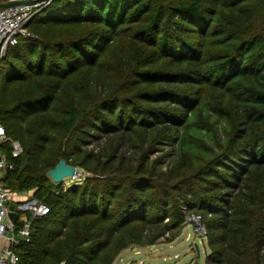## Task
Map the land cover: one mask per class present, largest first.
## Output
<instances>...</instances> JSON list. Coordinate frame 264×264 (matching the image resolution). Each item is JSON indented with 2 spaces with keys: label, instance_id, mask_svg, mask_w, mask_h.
Instances as JSON below:
<instances>
[{
  "label": "trees",
  "instance_id": "1",
  "mask_svg": "<svg viewBox=\"0 0 264 264\" xmlns=\"http://www.w3.org/2000/svg\"><path fill=\"white\" fill-rule=\"evenodd\" d=\"M28 30L0 62L4 182L50 213L20 264H114L189 215L207 264H264V0H53ZM62 159L90 176L54 184Z\"/></svg>",
  "mask_w": 264,
  "mask_h": 264
},
{
  "label": "built area",
  "instance_id": "2",
  "mask_svg": "<svg viewBox=\"0 0 264 264\" xmlns=\"http://www.w3.org/2000/svg\"><path fill=\"white\" fill-rule=\"evenodd\" d=\"M52 1L25 3L0 9V62L6 57L8 49L17 46L21 38H36L29 32L28 26ZM5 2L7 0H0V3ZM6 145L11 146L13 159H20L25 153L21 143L9 138L0 124V239L6 243L0 250V264H20L18 246L31 242L33 222L46 217L50 208L43 202L31 200V196H27V201L19 202L18 198L23 194L8 188L4 179L16 167L14 161L7 160L2 154L1 149ZM13 205L16 206V211L13 210ZM12 212H21L16 222L10 218ZM195 221L201 225L199 219Z\"/></svg>",
  "mask_w": 264,
  "mask_h": 264
},
{
  "label": "rangeland",
  "instance_id": "3",
  "mask_svg": "<svg viewBox=\"0 0 264 264\" xmlns=\"http://www.w3.org/2000/svg\"><path fill=\"white\" fill-rule=\"evenodd\" d=\"M103 143L104 139L95 140L90 148L102 146ZM89 176V173L79 170L76 178L66 179L62 184L69 189L81 185ZM198 219L189 215L181 233L172 242L161 240L150 247H132L122 252L114 264H207L211 249L205 238L204 226L195 221Z\"/></svg>",
  "mask_w": 264,
  "mask_h": 264
},
{
  "label": "water",
  "instance_id": "4",
  "mask_svg": "<svg viewBox=\"0 0 264 264\" xmlns=\"http://www.w3.org/2000/svg\"><path fill=\"white\" fill-rule=\"evenodd\" d=\"M46 0H7L5 3H0V9H5L11 6H16L25 3H34ZM28 165V162H25L24 169ZM48 175L52 182L56 185L62 184L66 179H74L79 175L78 168L71 166L67 163L66 160L62 159L59 164L54 168L48 171ZM10 218L16 222L18 219V214L12 212Z\"/></svg>",
  "mask_w": 264,
  "mask_h": 264
},
{
  "label": "crops",
  "instance_id": "5",
  "mask_svg": "<svg viewBox=\"0 0 264 264\" xmlns=\"http://www.w3.org/2000/svg\"><path fill=\"white\" fill-rule=\"evenodd\" d=\"M23 194V196L22 197H19L18 198V201L20 202H24V201H27L28 200V198H27V196H26V194H24V193H22ZM31 200H34L33 199V195H31ZM6 245V243L2 240V239H0V250H2L3 248H4V246Z\"/></svg>",
  "mask_w": 264,
  "mask_h": 264
}]
</instances>
